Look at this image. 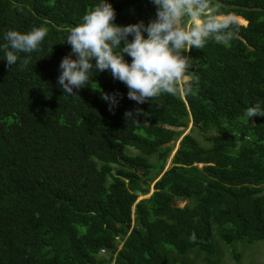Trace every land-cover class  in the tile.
Instances as JSON below:
<instances>
[{"label":"trees","instance_id":"trees-1","mask_svg":"<svg viewBox=\"0 0 264 264\" xmlns=\"http://www.w3.org/2000/svg\"><path fill=\"white\" fill-rule=\"evenodd\" d=\"M107 2L117 25L156 16L151 0ZM213 2L235 38L187 53L189 94L137 104L108 70L76 96L57 83L67 34L99 0H0V264H220L222 245L264 239V116H246L264 109V0ZM40 26L9 67L5 33ZM102 92L121 94L114 111Z\"/></svg>","mask_w":264,"mask_h":264},{"label":"clouds","instance_id":"clouds-1","mask_svg":"<svg viewBox=\"0 0 264 264\" xmlns=\"http://www.w3.org/2000/svg\"><path fill=\"white\" fill-rule=\"evenodd\" d=\"M151 2L156 7V16L147 25L143 21L117 25L115 9L107 0H99L85 13L82 22L72 27L64 40L71 45V53L59 65L57 83L64 94L76 96L74 89L87 85L91 72L108 70L114 80L127 86L128 99L137 104L158 98L162 93L187 95L199 81L190 71L192 58L187 53L193 47L203 49L209 38L225 46L235 38L237 18L221 13L213 0ZM46 35L44 26L28 32L7 31L2 46L7 65L17 63L16 53L38 50ZM126 55L131 57L130 63ZM27 63L25 58L22 66ZM101 98L108 102L109 111H114L122 96L118 92H102ZM141 114L143 110L136 108L126 112L125 117L135 119ZM246 116L248 119L264 116V109L257 103L246 109Z\"/></svg>","mask_w":264,"mask_h":264},{"label":"rangeland","instance_id":"rangeland-1","mask_svg":"<svg viewBox=\"0 0 264 264\" xmlns=\"http://www.w3.org/2000/svg\"><path fill=\"white\" fill-rule=\"evenodd\" d=\"M240 24H242V23H240ZM191 125H192V123L190 122L188 128H190ZM199 139L201 140L200 137H199ZM176 145H175V148H176ZM173 152H174V150L172 151L171 155L169 156V158L167 160L166 167L170 163V159H171ZM200 165H201V163L199 164V166ZM152 190H153V187L151 185L149 193ZM149 193H147L145 195H148ZM141 196L142 195H140L139 197H141ZM221 248H222V255H221L220 264H234V263H236V259H234V256H233V253L231 252V250L241 252L240 258L237 262L238 264H249L251 262L256 263V264H264V239L258 240V241H255V242L249 243V244L235 242L232 244L222 245ZM201 255H203V254H201ZM178 258H179V260L184 259L185 255H179ZM197 263L201 264L199 261H197Z\"/></svg>","mask_w":264,"mask_h":264},{"label":"water","instance_id":"water-1","mask_svg":"<svg viewBox=\"0 0 264 264\" xmlns=\"http://www.w3.org/2000/svg\"><path fill=\"white\" fill-rule=\"evenodd\" d=\"M190 128H188L185 132H187L188 130H189ZM176 147L178 146V144H179V139H178V141L176 142ZM174 153V152H173ZM142 197V196H141Z\"/></svg>","mask_w":264,"mask_h":264}]
</instances>
